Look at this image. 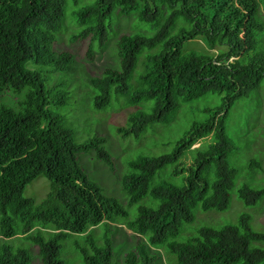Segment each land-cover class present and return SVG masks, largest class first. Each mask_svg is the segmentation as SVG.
<instances>
[{"label": "trees", "instance_id": "obj_1", "mask_svg": "<svg viewBox=\"0 0 264 264\" xmlns=\"http://www.w3.org/2000/svg\"><path fill=\"white\" fill-rule=\"evenodd\" d=\"M67 3L0 0V264H34L28 248L7 243L15 236L38 246L42 264H64L62 241L72 234L86 237V243L74 241L84 264H117L109 236L114 222L137 236L126 264H156L153 248L161 245L177 264H264V233L252 228L247 214L219 227L202 225L182 241L175 238L184 223L195 220L197 206L205 211L229 207L237 174L229 157L238 145L226 120L235 102L264 79V0H92L66 13ZM134 13L150 28L122 33L117 64L89 77L95 109L110 106L113 94L115 101L135 107L118 130L123 137L140 138L148 127L170 123L182 103L208 93L220 95L221 103L206 109L207 117L193 122L171 152L140 153L128 161L122 193L129 204L150 198L130 218L78 159L79 153L94 150L113 170L107 140L94 135L78 142L68 110L61 111L69 104L67 81H47L53 72L73 74L77 64L73 53L54 48L69 14L77 25L72 40L89 37L102 46L114 17ZM197 39L202 50L191 47ZM7 93L14 103L6 100ZM169 164H175L170 177L183 174L181 182L155 179ZM251 166L261 165L254 160ZM39 176L49 179L50 189L36 203L24 188ZM263 196L264 186L239 189L246 204ZM101 223L106 231L96 242L92 229Z\"/></svg>", "mask_w": 264, "mask_h": 264}, {"label": "rangeland", "instance_id": "obj_2", "mask_svg": "<svg viewBox=\"0 0 264 264\" xmlns=\"http://www.w3.org/2000/svg\"><path fill=\"white\" fill-rule=\"evenodd\" d=\"M91 1L79 0L78 4H73V0H68L66 13H70L72 8L77 9ZM76 28L75 17L69 14L54 44L56 50L69 51L75 56L77 64L73 74H54L53 72L47 84H54L61 80L67 81L69 104L61 111L68 110V119L77 130L76 140L78 142L94 135L107 140L106 147L111 154L113 170L96 157L94 150L79 153L78 159L89 177L97 181L107 195L118 198L128 210L129 217L134 218L138 205L150 204V198L145 197L138 203L129 204L126 195L122 193L121 179L127 171L128 161L140 153L160 155L171 152L175 142L190 128L193 122L204 120L207 117L206 109L221 103V96L216 93H208L191 102L182 103L170 123H158L150 126L140 138L123 137L118 129L127 125L128 115L134 111L135 107L124 104L121 99H119L121 103L115 101L113 94V103L110 106L102 110L95 109L88 94L90 91L89 77L100 76L107 67L117 64L118 59L115 51L117 40L122 33H129L133 29L139 28L147 29L150 26L140 22L135 13L130 16H115L110 38L102 46L91 42L89 37L72 40L70 36ZM191 47L202 50L204 44L200 39H197L192 42ZM28 64H32V61H29ZM4 96L10 103L15 102V98L9 96L8 93ZM226 125L228 133L238 145V150L229 157L230 165L237 169L234 185L230 190L229 207L222 211H205L197 206L194 210L195 220L191 223H184L179 235L175 237L176 240L182 241L195 235L197 229L202 225L219 227L223 224L235 223L242 214L249 215L250 225L255 231L264 233V196L256 204H246L239 197V189L244 184L253 188L264 186V79L249 96L242 97L235 102L230 109ZM208 141L209 138L202 140L203 143ZM198 145V143L195 144V146ZM254 160L260 162L261 166L253 168L251 165ZM174 165L169 164L160 169L155 179L165 177L176 183L181 182L183 174L170 177V170ZM49 189V179L39 176L25 186L24 195L33 198L36 203H40L45 199ZM109 226L111 228L109 236L113 239V259L117 264H126L125 255L135 247L137 236L119 222L111 223ZM105 231L106 224L104 223L92 229L96 242H101L100 239L104 236ZM2 240L3 238L0 237V241ZM75 240L82 244L86 237L84 234H72L62 241L61 258L64 264H84L81 252L75 247ZM7 243L28 248L33 256V263L42 264L36 244H31L32 242L21 236L9 238ZM153 249L156 255L154 263L177 264L176 256L164 245Z\"/></svg>", "mask_w": 264, "mask_h": 264}]
</instances>
